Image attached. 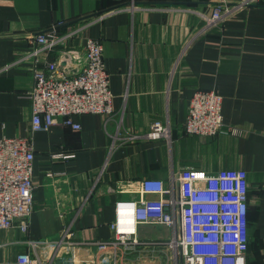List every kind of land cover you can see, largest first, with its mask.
Returning a JSON list of instances; mask_svg holds the SVG:
<instances>
[{
  "label": "crops",
  "instance_id": "0c3cea01",
  "mask_svg": "<svg viewBox=\"0 0 264 264\" xmlns=\"http://www.w3.org/2000/svg\"><path fill=\"white\" fill-rule=\"evenodd\" d=\"M219 1L0 0V138L30 135L32 64L14 63L31 49L33 35L52 29L85 27L71 47H82L86 37L101 41L115 111L109 119L77 116L80 130L60 119L33 134L34 213L28 232L0 231L3 262L16 264L30 251L46 264H175L166 226L140 225V240L154 245L133 253L121 248L114 256L93 242L113 238L117 202L136 198L144 178L168 181L193 167L247 173L246 264H264V0L199 34L201 14ZM61 50L42 59L56 60ZM200 90L222 97L224 131L237 134L186 133L190 102ZM156 121L171 127L169 140L145 137ZM61 153L72 157H53ZM66 231L70 244L59 246Z\"/></svg>",
  "mask_w": 264,
  "mask_h": 264
},
{
  "label": "built area",
  "instance_id": "2783aa9c",
  "mask_svg": "<svg viewBox=\"0 0 264 264\" xmlns=\"http://www.w3.org/2000/svg\"><path fill=\"white\" fill-rule=\"evenodd\" d=\"M262 1L220 0L211 13L201 14L204 26L199 34L221 28L240 10ZM84 29L66 33L52 29L33 35L31 49L14 63L32 64L34 86L28 93L32 122L28 137L0 138V231L14 227L24 233L29 230L36 189L33 134L49 130L60 119L65 126L80 130V123L75 121L77 116L103 115L109 119L115 114L101 41L86 37L82 47L70 46ZM56 48H62L58 59H42ZM225 125L222 97L215 91L196 92L188 109L186 133L202 137L238 133L232 127L224 131ZM145 137L169 140L171 127L156 121ZM53 157L68 159L72 156L61 153ZM248 215L249 178L245 171L211 173L189 167L172 174L168 181L144 178L136 198L117 202L116 217L111 225L113 238L93 244L112 251L114 256L121 248L126 254L133 253L142 245H154L140 240V225H162L172 231L165 245L175 264H246ZM67 236L68 231L58 242L59 246L70 244ZM30 245L33 253L37 252L36 243ZM0 264L6 263L0 259ZM16 264L46 262L28 251L17 256Z\"/></svg>",
  "mask_w": 264,
  "mask_h": 264
},
{
  "label": "trees",
  "instance_id": "16d2710c",
  "mask_svg": "<svg viewBox=\"0 0 264 264\" xmlns=\"http://www.w3.org/2000/svg\"><path fill=\"white\" fill-rule=\"evenodd\" d=\"M250 207H249V215H248V222H249V239H250Z\"/></svg>",
  "mask_w": 264,
  "mask_h": 264
}]
</instances>
